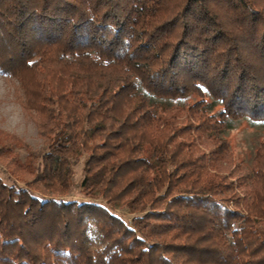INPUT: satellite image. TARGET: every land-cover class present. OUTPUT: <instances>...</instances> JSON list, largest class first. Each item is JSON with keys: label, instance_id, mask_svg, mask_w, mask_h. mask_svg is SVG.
<instances>
[{"label": "trees", "instance_id": "obj_1", "mask_svg": "<svg viewBox=\"0 0 264 264\" xmlns=\"http://www.w3.org/2000/svg\"><path fill=\"white\" fill-rule=\"evenodd\" d=\"M0 74L42 140L0 132V264H264V139L222 137L264 122V0H0Z\"/></svg>", "mask_w": 264, "mask_h": 264}, {"label": "rangeland", "instance_id": "obj_2", "mask_svg": "<svg viewBox=\"0 0 264 264\" xmlns=\"http://www.w3.org/2000/svg\"><path fill=\"white\" fill-rule=\"evenodd\" d=\"M0 89H4L5 91V99L6 100H17L19 104L17 105L16 118L18 119L20 125L23 129V136L18 137L16 135H11L6 132L4 135L9 137H15L20 140L22 143L26 144L32 150H38L42 145V140L37 133V128L34 121L30 118V116L24 111L21 107L20 103V93L17 81L12 77H6L5 75L0 74ZM154 101H165L171 105H182L186 100L192 102L197 100L196 96H191L185 99H177V100H159L152 99ZM35 128V133H31V129ZM222 137H224L229 143L230 150L234 155L236 162L240 163L243 167H249L251 160L254 156L255 149L259 146L261 140L264 139V122H252L247 119H241L236 121H229L227 124V128L222 133ZM8 137H5V140ZM16 156L23 160L25 156V151L23 149H15ZM86 159V154H82L79 158L71 161L73 175H72V185L68 189L64 198L66 200H87L81 192L80 182L84 175V162ZM6 162L0 160V170L6 171ZM5 172V173H6ZM0 177L6 184H10L12 181H16L15 183L19 186H22L23 183L28 182L32 179V176L24 174L22 172H17L16 175H9V178H6V174L0 173ZM118 213L127 216L120 209L117 210Z\"/></svg>", "mask_w": 264, "mask_h": 264}, {"label": "clouds", "instance_id": "obj_3", "mask_svg": "<svg viewBox=\"0 0 264 264\" xmlns=\"http://www.w3.org/2000/svg\"><path fill=\"white\" fill-rule=\"evenodd\" d=\"M13 79H15L13 77ZM18 99L6 100L4 89H0V132H6L18 137L23 136V129L18 119L16 118ZM31 133L34 135L35 128H32Z\"/></svg>", "mask_w": 264, "mask_h": 264}]
</instances>
